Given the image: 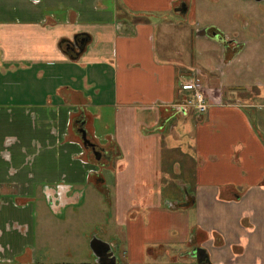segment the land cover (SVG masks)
<instances>
[{"label":"crops","instance_id":"crops-1","mask_svg":"<svg viewBox=\"0 0 264 264\" xmlns=\"http://www.w3.org/2000/svg\"><path fill=\"white\" fill-rule=\"evenodd\" d=\"M191 3L0 0V264H58L38 247L84 208L102 213L90 236L116 264H201L198 247L209 264H264V110L254 123V105L214 96L210 71L171 45ZM197 77L202 115L187 108ZM165 150L191 158L181 187Z\"/></svg>","mask_w":264,"mask_h":264},{"label":"rangeland","instance_id":"rangeland-1","mask_svg":"<svg viewBox=\"0 0 264 264\" xmlns=\"http://www.w3.org/2000/svg\"><path fill=\"white\" fill-rule=\"evenodd\" d=\"M191 2L188 13L173 15L176 20H181L183 28L186 27V23L192 24V27L187 26L188 30H183L177 25L178 36L176 35V39L173 38L171 45L184 51L185 57L193 62L192 66L200 68L203 72L210 71L212 80H217L212 83V87L217 89L213 92L214 96H218L220 88L227 98H237L243 104L254 105L249 113L255 123L256 112L261 107L264 110V36L260 40L257 39L252 25L253 13L257 12L255 2L252 0H191ZM193 6L195 13L191 17ZM240 30H243L242 35L239 34ZM199 31H203L206 36L199 37ZM242 39L246 40L244 49L240 51L238 47L236 56L229 57H233V62L229 65L224 64L230 60L225 57V49L229 47L236 49V42ZM190 54H193V57H190ZM190 159L179 151H164L163 176L171 180L167 187L176 188V184L181 187L179 183L180 177L183 176L181 173L183 174L187 167L190 169ZM177 165L182 169L181 173L175 172L179 169ZM175 188L172 191L166 188L164 192L176 195ZM81 211L83 212L73 218L69 230H60L61 235L57 239L53 238L44 247L39 245L38 258L41 262L47 260V254L44 255L43 250L50 247L58 252L50 255L52 263H94L95 259L90 255L92 241L90 235L96 229L94 221L97 222L103 215L89 209L85 211V208Z\"/></svg>","mask_w":264,"mask_h":264},{"label":"water","instance_id":"water-1","mask_svg":"<svg viewBox=\"0 0 264 264\" xmlns=\"http://www.w3.org/2000/svg\"><path fill=\"white\" fill-rule=\"evenodd\" d=\"M176 10L179 12L186 13L187 6L186 4H182L180 7H177ZM84 43H85V39H78L77 37H74V40L68 44V49L74 50L77 52V54H79L80 52L83 51ZM81 133H82V138H83L84 143L88 147L92 148L96 156V159L100 160L103 152L96 149L95 144L92 143L90 139L88 138L87 131L84 127L81 128ZM91 248L99 264H116L117 256L114 253L109 243L101 241L97 238H93L91 241ZM192 253L198 259L199 263L209 264V258L204 248L198 247L194 249Z\"/></svg>","mask_w":264,"mask_h":264},{"label":"built area","instance_id":"built-area-1","mask_svg":"<svg viewBox=\"0 0 264 264\" xmlns=\"http://www.w3.org/2000/svg\"><path fill=\"white\" fill-rule=\"evenodd\" d=\"M192 91L187 101V108H193L200 115L206 113L210 107L209 98L204 90V85L200 77L195 78L189 84Z\"/></svg>","mask_w":264,"mask_h":264},{"label":"flooded vegetation","instance_id":"flooded-vegetation-1","mask_svg":"<svg viewBox=\"0 0 264 264\" xmlns=\"http://www.w3.org/2000/svg\"><path fill=\"white\" fill-rule=\"evenodd\" d=\"M255 2V10L257 12L253 13L252 16V25L255 28V33L257 39H261L264 36V0H252ZM243 30H240V35H242ZM246 43V40L242 39L240 41L236 42V47L238 49L243 50L244 44ZM238 52V50H237Z\"/></svg>","mask_w":264,"mask_h":264}]
</instances>
